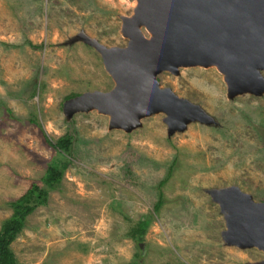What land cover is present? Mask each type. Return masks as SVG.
Listing matches in <instances>:
<instances>
[{
  "label": "rangeland",
  "instance_id": "374dc122",
  "mask_svg": "<svg viewBox=\"0 0 264 264\" xmlns=\"http://www.w3.org/2000/svg\"><path fill=\"white\" fill-rule=\"evenodd\" d=\"M135 0H0V224L50 160L66 167L10 243L20 264H251L256 247L225 244L224 218L207 188L235 184L264 201V93L227 97L215 67H180L158 79L199 103L217 124L193 121L168 134L163 113L125 131L108 115L63 102L114 81L83 29L106 45L127 43L120 14ZM146 32V31H145ZM41 44L39 47L34 45ZM71 95V96H70ZM71 133L69 152L49 145ZM170 170V174L168 175ZM168 175L159 187V181ZM159 189L163 203L155 210ZM149 223L139 238L137 222Z\"/></svg>",
  "mask_w": 264,
  "mask_h": 264
},
{
  "label": "water",
  "instance_id": "95a60500",
  "mask_svg": "<svg viewBox=\"0 0 264 264\" xmlns=\"http://www.w3.org/2000/svg\"><path fill=\"white\" fill-rule=\"evenodd\" d=\"M119 17L123 46H108L83 29L64 42L94 47L114 81L109 90L65 99L67 119L96 110L108 115V128L130 131L143 117L163 113L168 134L193 121L217 124L199 103L160 84V72L178 74L180 67L215 66L229 98L264 93V0H135L132 13ZM206 191L224 218L225 244L264 252V201L235 184ZM251 264H264V258Z\"/></svg>",
  "mask_w": 264,
  "mask_h": 264
},
{
  "label": "trees",
  "instance_id": "16d2710c",
  "mask_svg": "<svg viewBox=\"0 0 264 264\" xmlns=\"http://www.w3.org/2000/svg\"><path fill=\"white\" fill-rule=\"evenodd\" d=\"M39 46H41V44L34 45V47ZM42 133L45 141L54 149L62 152H69L73 140L71 133L66 132L54 141L46 135L44 129H42ZM66 164V161L58 163L55 160H50L43 174L42 184L32 181L23 194L9 201L12 212L8 217L4 218L0 224V264H20L15 259L14 252L10 248V243L23 229L27 215L38 205L47 202L49 190L55 188L57 184L60 183ZM170 170L171 168H169L168 175L170 174ZM168 175L159 181V187L165 183ZM162 203L163 193L159 189L158 198L154 206L155 210H158ZM148 223V217H143V219L137 222L135 230L139 233V238L142 237Z\"/></svg>",
  "mask_w": 264,
  "mask_h": 264
}]
</instances>
